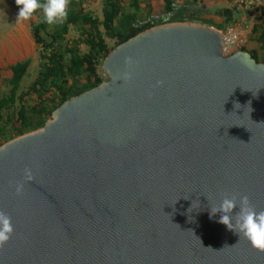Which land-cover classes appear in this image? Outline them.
Returning <instances> with one entry per match:
<instances>
[{"label": "water", "instance_id": "obj_1", "mask_svg": "<svg viewBox=\"0 0 264 264\" xmlns=\"http://www.w3.org/2000/svg\"><path fill=\"white\" fill-rule=\"evenodd\" d=\"M102 68L108 80L0 145V212L14 228L0 264H264L210 216L232 197L264 211V62L224 55L212 26L170 22Z\"/></svg>", "mask_w": 264, "mask_h": 264}, {"label": "trees", "instance_id": "obj_2", "mask_svg": "<svg viewBox=\"0 0 264 264\" xmlns=\"http://www.w3.org/2000/svg\"><path fill=\"white\" fill-rule=\"evenodd\" d=\"M193 1L196 6L198 0ZM124 2L125 0H105L104 19L100 20L84 9V0H68L66 19L62 24L53 25L52 29L43 22L41 11L33 14L38 17V21L32 24V32L42 60L40 70L28 88L20 91L31 59L11 64L6 75L0 69V86L3 83L9 85L8 92L0 96V145L43 126L64 101L104 82L105 79L98 72L104 58L117 45L139 32L170 22L196 21L223 28L233 18V13L225 10L219 13L225 21L218 24L212 19L191 17L190 12L194 10L179 9L176 0H163L164 8L159 14L150 12L141 21L138 0L129 2L132 11L125 10ZM261 10L259 23H255L252 30L255 33L261 30L259 38L262 46L259 50H248L245 47L241 50L250 52L257 61L264 62V6ZM71 24L78 25L81 30V37L74 45H69L66 41ZM106 36L117 39L114 47L108 44ZM81 43L88 46L86 52L81 51ZM260 57L262 60H259Z\"/></svg>", "mask_w": 264, "mask_h": 264}, {"label": "rangeland", "instance_id": "obj_3", "mask_svg": "<svg viewBox=\"0 0 264 264\" xmlns=\"http://www.w3.org/2000/svg\"><path fill=\"white\" fill-rule=\"evenodd\" d=\"M141 1H143L142 5H145L148 0ZM149 1H152L155 6L156 4H163L162 0ZM178 2L184 3L182 5L180 3L177 5V7L181 10H188L189 8L195 7V9H198L199 11L217 15H220L219 13L225 10L231 11L233 13V18L230 22L225 23L224 27L234 26L240 33L244 42L237 50L242 47H245L248 50H259L261 48L262 43L259 38L261 30L255 33L252 28L255 23H259L258 17L262 15L261 7L264 6V0H198V2H196V6L194 5L195 2L193 0H179ZM104 3L105 0H84L83 7L92 15L98 17L100 20H103ZM155 6L150 7L157 8V6ZM124 8L125 10H131L127 2H125ZM18 11L19 8L16 5L15 0H0V69L3 71L2 74L6 75V70L11 64L26 58L31 59L29 70L21 84V91L26 90L31 82L36 78L40 70L42 60L32 32V24L38 21V17L33 16L27 21L17 23L16 17ZM151 12L155 14L160 13L157 9L151 10ZM139 16L140 19L143 20L144 14L140 13ZM262 18L264 20V16ZM52 26L49 25V29H52ZM101 30L103 32L105 31L102 25ZM80 37L81 30L78 28V25L71 24L66 35L67 43L69 45H74ZM106 41L111 47H114L117 39L106 36ZM80 48L82 52H86L88 50V46L85 43H81ZM261 57H263V54ZM261 57L259 60H262ZM98 72L105 80H108V75L102 66L98 68ZM8 90L9 85L7 83H3L0 86V96L7 93Z\"/></svg>", "mask_w": 264, "mask_h": 264}, {"label": "clouds", "instance_id": "obj_4", "mask_svg": "<svg viewBox=\"0 0 264 264\" xmlns=\"http://www.w3.org/2000/svg\"><path fill=\"white\" fill-rule=\"evenodd\" d=\"M19 8L16 22L29 20L38 10L42 12L43 22L52 26L62 24L67 17L68 0H15ZM26 179L31 180L32 175L29 169H25ZM23 185H17L16 191L19 193ZM239 205L236 222L233 223V217L230 213ZM217 211L222 212L218 223L225 225L230 231H233L238 237L241 235L250 243L264 250V211L257 212L251 205L247 196L237 200L236 197L225 198L219 209L212 208L210 216L215 215ZM14 228L10 216L0 212V245L9 241Z\"/></svg>", "mask_w": 264, "mask_h": 264}, {"label": "built area", "instance_id": "obj_5", "mask_svg": "<svg viewBox=\"0 0 264 264\" xmlns=\"http://www.w3.org/2000/svg\"><path fill=\"white\" fill-rule=\"evenodd\" d=\"M213 28L219 30L223 35V54L228 55L236 51L244 42L240 33L234 26H226L218 28L211 25Z\"/></svg>", "mask_w": 264, "mask_h": 264}, {"label": "crops", "instance_id": "obj_6", "mask_svg": "<svg viewBox=\"0 0 264 264\" xmlns=\"http://www.w3.org/2000/svg\"><path fill=\"white\" fill-rule=\"evenodd\" d=\"M131 0H125V2H127L128 3V6H129V2H130ZM163 1V0H162ZM179 0H177V4L179 5V3L182 5V4H184V3H182V2H178ZM125 2H124V4H125ZM138 3H139V5H140V13L141 14H144V16H143V18H145L146 17V15H148V13H150L151 12V10H154V9H157L159 12H161L162 10H163V8H164V3L161 5V4H156V6H157V8H154V7H150V6H155V4L151 1H147V4H145V5H142V3H143V1H141V0H138ZM155 6V7H156ZM130 7V6H129ZM143 7H147V8H143ZM183 7V6H182ZM133 9H131V10H128V11H132ZM139 13V14H140ZM155 14V13H154ZM159 14V13H158ZM139 19H140V16H139ZM142 21V20H141ZM0 66H1V64H0Z\"/></svg>", "mask_w": 264, "mask_h": 264}, {"label": "flooded vegetation", "instance_id": "obj_7", "mask_svg": "<svg viewBox=\"0 0 264 264\" xmlns=\"http://www.w3.org/2000/svg\"><path fill=\"white\" fill-rule=\"evenodd\" d=\"M189 9H190V11H193V10H194V11H195V10H198V9H195V7H194V8L192 7V8H189ZM190 11H189V12H190ZM194 11H193V12H194ZM189 12H188V13H189ZM193 12H190V13H191V14H190V15H191V17H193V16H192V13H193ZM202 19H203V18H202ZM208 20H210V19H208ZM192 22H196V21H192ZM198 23H200V22H198Z\"/></svg>", "mask_w": 264, "mask_h": 264}]
</instances>
